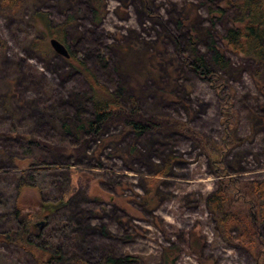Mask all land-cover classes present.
Listing matches in <instances>:
<instances>
[{"label": "rangeland", "instance_id": "obj_1", "mask_svg": "<svg viewBox=\"0 0 264 264\" xmlns=\"http://www.w3.org/2000/svg\"><path fill=\"white\" fill-rule=\"evenodd\" d=\"M143 1L41 0L34 12L62 28L67 54L119 104L132 99L143 116L179 121L219 145L225 131L216 92L180 59L194 54L207 61L213 41L227 62L216 74L231 111L221 168L234 186L262 180L264 68L223 50L219 37L232 11L222 0H146L147 11ZM32 12L28 4L20 17L0 14V264H34L31 255L44 261L55 249L67 258L62 264H165L167 253L171 264H259L256 253L225 244L217 232L204 201L226 182L186 128L137 135L111 125L72 152L89 136V88L66 58L51 49L48 57L33 52L32 41L42 38ZM35 164L51 167L47 189L17 193L32 184ZM225 192L229 213L243 214L245 207ZM14 203L31 214L28 227L43 252L9 241L18 229ZM256 230L252 247L264 255V224Z\"/></svg>", "mask_w": 264, "mask_h": 264}, {"label": "trees", "instance_id": "obj_2", "mask_svg": "<svg viewBox=\"0 0 264 264\" xmlns=\"http://www.w3.org/2000/svg\"><path fill=\"white\" fill-rule=\"evenodd\" d=\"M40 2L41 0H0V14L15 18L20 17L19 14L24 6L29 4L33 8L31 23L33 24L34 31L42 38L39 41H32L35 44L32 50L40 56L48 57L52 53L48 43L43 42V39L50 38L60 43L63 40V32L61 27H50L44 14L34 12V9ZM92 2L96 3V6H99L98 0H92ZM143 3V8L147 11L148 2L144 0ZM221 4L222 7H228L232 11L230 27L226 28L219 37L223 50L236 56L251 59L259 67L264 68V0H222ZM94 19L99 20V15H94ZM69 22L70 18L65 25H68ZM207 52L209 53L207 61H205L203 56H195L194 54L191 58L184 57L180 54V59L183 65L194 73L200 81L207 82L208 86L216 92L222 116L221 121L225 131L224 141L221 144L215 145L210 139L187 129L185 124L179 121L156 116H143L132 99H130V106L119 104L112 93L93 79L92 75L89 74L82 63L73 56L68 55L64 61L68 63L72 70L81 73L88 85V100L91 110V118L86 121L89 136L81 140L79 146L74 148L72 152L74 154L82 152L89 141L99 137L106 127L111 125H119L123 129L129 130L137 135L145 132L155 133L158 131L177 130L180 132L182 127L186 128L184 133L190 137L191 141L205 155L209 167L218 169L216 177H224L222 180L226 182L223 187H221V183L219 182L216 190L209 193L204 201V205L213 217L216 230L222 241L229 246H239L240 248L252 250L257 255V262L259 264L264 263V255L252 247L253 243L256 242L254 238L257 237L256 225L258 223L264 224V178L260 181L244 183L242 186H234L231 178H228L229 176L224 174V170L221 168L219 162L220 156L231 141L229 140L231 111L225 85L216 73L226 70L227 62L222 55V50H219L213 41H210ZM1 91L3 90L1 89ZM16 137L26 139L28 142L40 144L25 135L16 134ZM56 150H59V148ZM167 167L166 170L164 168L160 172H157L155 177H163L167 171ZM50 169L51 167L49 165L35 164V168L30 172L32 184L23 183L16 188V192L18 193L24 187L33 188L38 192L47 189L48 184H44L43 181L47 179ZM225 189H228L232 195L234 194V201L240 202L245 207L243 214H240V216H234L229 213V208L225 205L227 195ZM10 210L12 211L11 215L18 229L15 233L8 236L9 241L20 242L25 247L43 252L40 249L41 247H39V237L37 235H31V230L28 227L31 214L24 212V209L19 207L17 203H14ZM248 227L251 230L244 234ZM232 228L237 231L235 236L229 235V230ZM29 235L37 237V240L35 242L30 241ZM48 243L49 241H46V245ZM164 255L165 264H171L168 261L169 254ZM31 257L34 264H62L67 260L57 249L50 252L44 261L39 256L33 257L31 255ZM73 262L77 263L79 261L73 260ZM105 264H114V262L108 260Z\"/></svg>", "mask_w": 264, "mask_h": 264}, {"label": "water", "instance_id": "obj_3", "mask_svg": "<svg viewBox=\"0 0 264 264\" xmlns=\"http://www.w3.org/2000/svg\"><path fill=\"white\" fill-rule=\"evenodd\" d=\"M48 45L50 47V49L52 50V52L62 58H67L68 54L65 50V48L63 47V45H61L59 42H57L54 39H49L48 40ZM42 223L39 222L37 223V226H40Z\"/></svg>", "mask_w": 264, "mask_h": 264}, {"label": "flooded vegetation", "instance_id": "obj_4", "mask_svg": "<svg viewBox=\"0 0 264 264\" xmlns=\"http://www.w3.org/2000/svg\"><path fill=\"white\" fill-rule=\"evenodd\" d=\"M41 225H42V224H41ZM41 225H40V226H41ZM34 227L37 228V227H39V226H37V224H34Z\"/></svg>", "mask_w": 264, "mask_h": 264}]
</instances>
